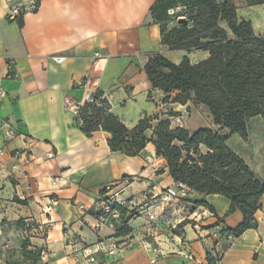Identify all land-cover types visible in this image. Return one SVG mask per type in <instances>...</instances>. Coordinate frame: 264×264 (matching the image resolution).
Wrapping results in <instances>:
<instances>
[{
  "label": "crops",
  "instance_id": "1",
  "mask_svg": "<svg viewBox=\"0 0 264 264\" xmlns=\"http://www.w3.org/2000/svg\"><path fill=\"white\" fill-rule=\"evenodd\" d=\"M27 1L0 0V87L5 93L0 124L7 123L16 135L0 158V238L7 230L3 221L23 220L31 234L27 248L38 252V264H207V253L219 264H264V196L254 213L256 228L230 239L227 229L237 228L243 216L238 210L228 213V199L175 183L151 143L135 157L110 151L108 132L85 136L64 108L65 97L84 104L88 93L98 92L127 129L157 117L144 133L148 139L159 121L174 123V115L188 118L190 135L211 128L198 118L203 107L173 103L178 93L152 88L144 71L152 53L178 65L185 57L192 64L202 61L208 52L162 46L149 13L155 0H37L36 13L8 21V8ZM234 2L238 21L250 22L253 33L264 36V5ZM255 11L262 16L253 17ZM11 60L15 65L9 70ZM247 127L246 140L233 134L227 145L264 179V121L253 117ZM26 147L30 150L13 156V150ZM107 184L125 187L122 196L141 209L166 198L172 228L145 232L136 228L142 216L128 221L127 236H118L100 224L95 204Z\"/></svg>",
  "mask_w": 264,
  "mask_h": 264
},
{
  "label": "trees",
  "instance_id": "2",
  "mask_svg": "<svg viewBox=\"0 0 264 264\" xmlns=\"http://www.w3.org/2000/svg\"><path fill=\"white\" fill-rule=\"evenodd\" d=\"M245 2L249 7L264 5V0ZM236 9L234 0H155L149 9L159 26L162 46L170 51H206L209 56L196 64L185 57L176 65L152 53L144 67L148 81L152 88L167 95L177 92L173 103L184 105L190 101L203 107L216 129L201 128L190 135L184 128L171 129L169 121L164 120L148 139L144 133L157 117L143 118L127 129L109 110L90 104L81 109L79 125L87 137L98 130L108 132L110 151L128 157L137 156L151 143L156 155L165 160L175 183L200 195L222 196L230 201L228 213L241 212L242 223L226 231L234 237L256 228L254 213L264 196V179L257 177L227 145L233 134L247 139L249 119L260 117L264 121V36L255 35L250 22L238 21ZM224 130L226 134H222ZM14 201L26 205L23 200ZM200 205L212 209L206 203ZM129 219L128 215L122 224ZM14 225L26 227L23 220ZM129 232L117 230V235L127 236ZM28 246L25 243L22 247L24 256L38 260L39 255L27 251ZM206 260L207 264H219V259L209 253Z\"/></svg>",
  "mask_w": 264,
  "mask_h": 264
},
{
  "label": "rangeland",
  "instance_id": "3",
  "mask_svg": "<svg viewBox=\"0 0 264 264\" xmlns=\"http://www.w3.org/2000/svg\"><path fill=\"white\" fill-rule=\"evenodd\" d=\"M256 15L261 17L262 12L255 11L253 13V17H256ZM221 26L226 28V26L223 23H221ZM190 64H192V63L190 62ZM194 64H196V63H194ZM198 113H199L198 118L201 119L202 123L205 124V126H211L212 129H216L212 125V118L207 111L202 109V110H198ZM172 117H174L171 119L174 123H170V126L177 128L178 125L181 124V125H183L184 129L189 127L188 118H183V116L181 114L178 116L174 115ZM235 136H237V135H235ZM231 142H232V139H231ZM202 151L205 152V149L202 148ZM4 154H5V152L0 155V158ZM12 154L14 156V153H12ZM122 182H123V180H122ZM107 185H111V184H107ZM121 188L122 187H120V184H119L116 191H119V189H121ZM124 188H123V190H124ZM148 196H149V194L146 195V202L149 201ZM15 198L16 197H14L13 199H15ZM163 200H164V202H166L167 199L165 198V199L160 200L158 204H151V205L145 206L143 209L139 208V206L136 205V204H138L137 202H134V204L132 205V203L128 202V200H127L126 207L122 208V210L125 211V213H122L123 214L122 218L124 219L129 215L130 216L129 220H131V219L135 220L136 217L139 218V217L143 216L142 218H144V219L141 221H138V223H136V228H144L143 230L145 232H150V230L158 228V227H165V229H168V228L170 229V228H172V225L174 222L172 223L170 220L171 217L166 214L167 205H166V203L163 202ZM122 220L116 224V230L115 231H117V230L125 231L126 229L130 230V228L128 227V222L125 225H123ZM2 225H4V229H7V230L2 234V236L0 238V264H38V260H35L38 257H36V256H35L36 258L26 257L23 254L22 247L25 243H29V237L31 236V234H29L27 231L28 228L25 227L24 225L15 226L13 223H7L6 221H4L2 223ZM146 244H148V243L146 242ZM27 251L37 253V251L32 250V248H27Z\"/></svg>",
  "mask_w": 264,
  "mask_h": 264
},
{
  "label": "built area",
  "instance_id": "4",
  "mask_svg": "<svg viewBox=\"0 0 264 264\" xmlns=\"http://www.w3.org/2000/svg\"><path fill=\"white\" fill-rule=\"evenodd\" d=\"M39 3L37 0H29L27 2H21L12 5L8 8L7 19L8 21H15L17 18L22 17L24 14L36 13L39 10ZM172 14V12H170ZM15 65L13 60L7 63L8 69L11 70ZM10 74L8 73V76ZM5 97L4 91L0 87V100ZM85 104H90L91 106L98 109H110V103L104 94L98 92L88 93L85 96L84 104L74 102L73 100L65 97L64 98V108L66 111L70 112L76 119L78 125H82L81 119V109ZM107 104V105H106ZM178 127L183 128V125H178ZM16 139L14 131L10 128L7 123L0 124V155L4 153L5 145ZM26 144V143H25ZM27 145V144H26ZM29 147L24 148L22 152L15 149L12 151L14 156L22 155ZM124 184H128V178L123 179ZM118 186L106 185L103 188V192L100 195L98 201L95 204L96 214L98 216V221L100 224L107 226L111 230H116V224L122 220V213L118 208L126 207L127 200L122 196L123 188L116 191ZM228 238L233 239L232 235ZM261 248H264V242L260 244ZM84 255L88 256V250L83 251ZM151 264H155V260L150 261Z\"/></svg>",
  "mask_w": 264,
  "mask_h": 264
}]
</instances>
